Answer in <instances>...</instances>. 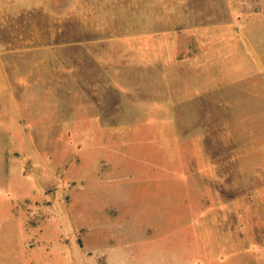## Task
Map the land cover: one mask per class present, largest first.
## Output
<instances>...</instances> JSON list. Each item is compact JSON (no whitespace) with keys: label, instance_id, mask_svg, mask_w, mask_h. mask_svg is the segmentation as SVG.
<instances>
[{"label":"rangeland","instance_id":"obj_1","mask_svg":"<svg viewBox=\"0 0 264 264\" xmlns=\"http://www.w3.org/2000/svg\"><path fill=\"white\" fill-rule=\"evenodd\" d=\"M220 1L0 0V264H264V47Z\"/></svg>","mask_w":264,"mask_h":264},{"label":"crops","instance_id":"obj_2","mask_svg":"<svg viewBox=\"0 0 264 264\" xmlns=\"http://www.w3.org/2000/svg\"><path fill=\"white\" fill-rule=\"evenodd\" d=\"M223 4L215 0L216 5ZM226 6H222L229 15L228 26L234 31L235 42L237 39L244 46L251 45L250 33L261 32L262 46L264 47V0H225ZM221 6V5H220ZM264 56V49L263 54ZM10 80L6 72V66L0 57V102L10 94Z\"/></svg>","mask_w":264,"mask_h":264}]
</instances>
